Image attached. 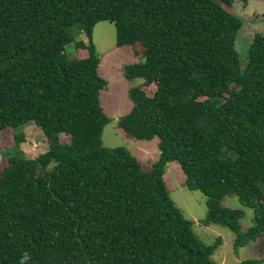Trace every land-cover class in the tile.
Masks as SVG:
<instances>
[{
	"label": "trees",
	"instance_id": "16d2710c",
	"mask_svg": "<svg viewBox=\"0 0 264 264\" xmlns=\"http://www.w3.org/2000/svg\"><path fill=\"white\" fill-rule=\"evenodd\" d=\"M234 1L0 0V131L32 123L47 144L33 159H2L0 264H215L221 240L202 245L175 207L162 180L168 162L204 196L202 225L231 231L234 250L264 237V32L240 68L243 21L223 7ZM99 22L143 59L123 67L142 83L117 127L157 139L146 171L124 148L101 145ZM72 27L86 42L67 59ZM225 196L251 210L245 230L244 211L222 206Z\"/></svg>",
	"mask_w": 264,
	"mask_h": 264
},
{
	"label": "rangeland",
	"instance_id": "374dc122",
	"mask_svg": "<svg viewBox=\"0 0 264 264\" xmlns=\"http://www.w3.org/2000/svg\"><path fill=\"white\" fill-rule=\"evenodd\" d=\"M227 11L242 19V26L237 31L234 49L240 68L246 62L247 48L254 33L264 32V0H248L245 4L234 1ZM73 41L64 46L67 59L77 57L75 42H86L85 36L77 27L70 29ZM92 43L99 57L98 75L105 80L106 86L99 91L98 101L108 123L103 127L100 141L105 148H124L146 171L158 160L157 139L137 140L125 135L118 127L119 117L127 114L132 106L128 91L138 86L142 80H128L123 75V67L132 63H142L141 57H135L128 47L114 45V27L108 22L96 23L92 29ZM60 138H67L61 134ZM47 149L43 133L32 123L0 131V167L7 155L19 152L26 159H33ZM162 180L169 198L183 217L192 223V231L204 246L212 245L218 238L221 243L215 249L211 259L215 264H241L244 260H257L264 264V237L258 238L237 250L233 249L234 236L231 231L219 225L204 226L200 220L205 215V198L199 191L187 190L184 186L185 176L175 162L165 165ZM224 207L241 209L244 217L240 220L241 229L245 230L251 223L252 212L242 207L234 196H225L221 200Z\"/></svg>",
	"mask_w": 264,
	"mask_h": 264
}]
</instances>
